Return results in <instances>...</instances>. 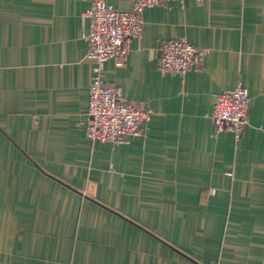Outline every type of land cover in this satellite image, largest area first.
I'll list each match as a JSON object with an SVG mask.
<instances>
[{"label":"crops","instance_id":"obj_1","mask_svg":"<svg viewBox=\"0 0 264 264\" xmlns=\"http://www.w3.org/2000/svg\"><path fill=\"white\" fill-rule=\"evenodd\" d=\"M92 2L0 0V264H264V0L146 8L102 76L153 115L115 145L84 132ZM170 39L204 49L201 68L161 75ZM238 84L235 140L211 112Z\"/></svg>","mask_w":264,"mask_h":264},{"label":"built area","instance_id":"obj_2","mask_svg":"<svg viewBox=\"0 0 264 264\" xmlns=\"http://www.w3.org/2000/svg\"><path fill=\"white\" fill-rule=\"evenodd\" d=\"M184 0H132L130 11H122L105 0H93L82 13L86 19L81 37L88 44L87 58L93 61V73L88 87L85 136L91 141L118 144L128 142L141 131L143 122L150 120L153 111L142 101L122 98L120 89L103 80L107 60L122 65L129 44L141 37L142 13L146 8ZM206 51L185 39L166 40L157 55V70L161 75H184L189 69L199 70ZM250 98L241 85L216 96L211 121L216 132L229 131L239 139L247 124ZM211 189V193H215Z\"/></svg>","mask_w":264,"mask_h":264}]
</instances>
